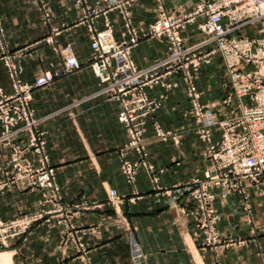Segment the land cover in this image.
I'll return each mask as SVG.
<instances>
[{"label":"crops","instance_id":"crops-1","mask_svg":"<svg viewBox=\"0 0 264 264\" xmlns=\"http://www.w3.org/2000/svg\"><path fill=\"white\" fill-rule=\"evenodd\" d=\"M195 3L196 0H163L160 5L158 0H136L131 11L135 25L147 28L162 10L181 17L191 13ZM45 6L52 12L49 23L37 0H0V17L10 51L28 52L21 60L26 83L33 84L47 70L63 68V59L55 48L70 47L82 64L80 70L35 90L32 101L36 117L44 120L41 130L46 133L50 166L62 189V205L70 214L62 224L53 218L36 224L24 238L11 241L6 251L11 258L8 264H264V191L259 187L251 190L250 211L238 196L215 201L221 237L226 243L235 244L215 250L204 249L191 210L184 212L182 207L154 203V184L145 169H140L137 177L141 197L131 201L136 197L135 190L121 173L120 150L127 144L126 129L119 121L122 105L110 95L101 94L104 85L90 66L95 53L87 27L80 24L82 12L74 0H46ZM109 19L116 40L123 41L122 17L113 12ZM97 22L98 28L104 29V20ZM203 22L199 18L183 32L187 45L204 39L199 31ZM54 29L60 34L54 37L55 45H49L46 40ZM167 55L166 39L142 40L132 54L140 69L151 67ZM213 68V64L204 67L198 79L202 101L209 104L231 92L226 85V70L223 74L227 80L223 81ZM178 82L179 87L169 92L164 110L149 118L145 134L149 162L164 188L200 178L208 167L196 122L185 116L189 108L185 87ZM0 89L6 94L12 91L1 51ZM162 93L158 87L150 95L159 97ZM156 122L172 132L179 144L159 140ZM215 138L220 139L218 131ZM27 139V135H21L18 143L24 144ZM10 154V148L0 146V182L10 180L13 174ZM26 158L38 165L32 154H26ZM112 189L127 199L112 204ZM41 203L38 190L25 186L0 190L4 221L37 212L42 209ZM79 231H86V235H79L86 247L84 253L70 240ZM133 243L139 245L143 254L139 263L133 260Z\"/></svg>","mask_w":264,"mask_h":264},{"label":"built area","instance_id":"built-area-1","mask_svg":"<svg viewBox=\"0 0 264 264\" xmlns=\"http://www.w3.org/2000/svg\"><path fill=\"white\" fill-rule=\"evenodd\" d=\"M136 0H74L80 8V24L88 29L91 49L95 53L90 66L104 85L101 94L110 95L119 101L122 109L119 121L127 132V144L120 150L121 173L126 182L137 191V177L145 169L154 184V203L162 207H182L191 210V217L203 237L204 249L234 246L223 241L218 225L220 216L214 207L220 198L226 200L238 196L250 211L251 190L259 187L264 191V0H196L194 10L184 16L159 12L156 21L147 28L137 27L131 8ZM45 12L46 22L52 12L45 7L46 0H37ZM163 0H158L162 5ZM104 5V7H103ZM118 12L124 23V40L118 41L109 14ZM104 20V29L98 28V20ZM199 18L204 22L199 31L204 39L187 45L183 32ZM256 30L249 37L244 32ZM58 29L47 38L55 45ZM166 39L168 55L146 69L137 67L133 51L142 40ZM59 52L63 59L60 71H45L33 84L24 81L25 69L21 63L26 51L11 52L6 32L0 17V51L11 83V93L0 89V146L10 148V180L0 182V190L25 186L38 190L42 196V209L4 221L0 214V245L8 248L11 241L24 238L38 223L57 224L70 214L63 207L62 189L56 181V171L50 166L46 133L41 130L44 120L38 119L32 107L33 92L46 88L56 80L82 68L81 62L70 47ZM219 56L225 67L230 94L218 102L204 103L198 87L201 71L211 66ZM176 79V80H174ZM180 80L187 96L189 108L186 117L196 122V133L204 145L203 156L208 167L200 178L164 188L154 166L149 162V150L145 141L147 122L165 108L171 90L179 87ZM161 88L163 93L153 97L150 92ZM156 137L164 142L179 139L165 131L159 123L154 124ZM220 139L215 138L216 132ZM21 135H27L24 144H19ZM26 154H32L35 165ZM163 172V171H162ZM216 191V192H215ZM110 202L123 203L127 196L116 190L109 192ZM52 206L46 209V206ZM78 208V207H77ZM67 222L69 221L66 220ZM79 231L70 238L80 252H86ZM133 260L143 258L137 243L132 244Z\"/></svg>","mask_w":264,"mask_h":264},{"label":"rangeland","instance_id":"rangeland-1","mask_svg":"<svg viewBox=\"0 0 264 264\" xmlns=\"http://www.w3.org/2000/svg\"><path fill=\"white\" fill-rule=\"evenodd\" d=\"M244 34L245 35H248L249 37H254V36H256L257 35V32H256V30H252L251 32H248V30H246L245 32H244ZM25 53H27L28 54V52H25ZM213 67H215V68H213V70L214 71H217V74H219V79L220 78H222L223 79V81H226L227 80V78H226V76H224V70H225V67H224V65L222 64V61H221V58L219 57V56H217L216 58H215V60H214V62H213ZM220 81L218 80V83H219ZM227 83H228V80H227ZM177 207V206H176ZM220 233V232H219ZM221 235V234H220ZM7 249L8 248H6V247H4V246H2V245H0V264H8V262L10 261V255L9 254H7L8 252H6L7 251ZM215 250V249H214Z\"/></svg>","mask_w":264,"mask_h":264}]
</instances>
